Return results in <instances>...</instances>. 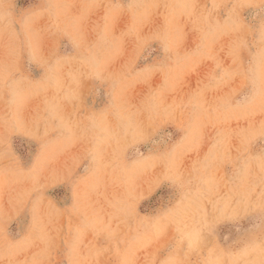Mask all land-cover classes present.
I'll return each instance as SVG.
<instances>
[{"label":"rangeland","instance_id":"obj_1","mask_svg":"<svg viewBox=\"0 0 264 264\" xmlns=\"http://www.w3.org/2000/svg\"><path fill=\"white\" fill-rule=\"evenodd\" d=\"M264 264V0H0V264Z\"/></svg>","mask_w":264,"mask_h":264},{"label":"bare ground","instance_id":"obj_2","mask_svg":"<svg viewBox=\"0 0 264 264\" xmlns=\"http://www.w3.org/2000/svg\"><path fill=\"white\" fill-rule=\"evenodd\" d=\"M58 264V263H57Z\"/></svg>","mask_w":264,"mask_h":264}]
</instances>
